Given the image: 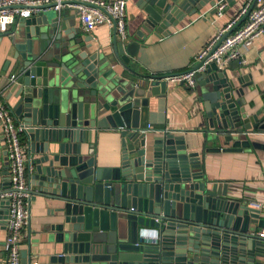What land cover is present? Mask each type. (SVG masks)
I'll list each match as a JSON object with an SVG mask.
<instances>
[{
  "label": "water",
  "instance_id": "obj_1",
  "mask_svg": "<svg viewBox=\"0 0 264 264\" xmlns=\"http://www.w3.org/2000/svg\"><path fill=\"white\" fill-rule=\"evenodd\" d=\"M221 1L237 0H140L145 16L136 36H166L207 6L216 14ZM15 24L6 33L14 48L6 64L14 63L18 79L7 100H15L10 107L36 155L28 174L33 198L59 203L50 229L64 245L47 262L32 263L31 250H22L21 264H264L254 231L264 227L260 210L208 180L184 136L147 131L150 98L165 96L167 82L134 69L139 40L115 35L112 51H91L65 12ZM243 79L212 65L197 74V102L233 149L263 147L250 140L264 130V114L249 111ZM101 130L118 135L113 166L97 162Z\"/></svg>",
  "mask_w": 264,
  "mask_h": 264
},
{
  "label": "crops",
  "instance_id": "obj_2",
  "mask_svg": "<svg viewBox=\"0 0 264 264\" xmlns=\"http://www.w3.org/2000/svg\"><path fill=\"white\" fill-rule=\"evenodd\" d=\"M140 0H127L126 25L128 37L139 40L142 46L138 56L131 58L134 69L140 74L159 76L190 68L195 56L210 41L215 32L229 23L244 6L246 0H237L233 5H227L221 16L210 14V6L201 12L187 16L177 26L171 27V32L164 36H148L146 40L138 39L136 33L141 29L145 13L139 6ZM50 14L57 13L53 9L46 10ZM68 21L81 27L79 17L74 11L65 10ZM16 24L12 26V30ZM18 27V26H17ZM82 29V27H81ZM84 37L90 39L85 44H91V51L113 50L114 28L102 24L92 31L82 29ZM14 48L12 36L5 34L0 38V86L3 77L17 74L14 63L6 64L12 59ZM245 64L234 61L225 69L230 78L243 79L247 76L246 100L249 111L264 114V35L259 37L254 45L245 50ZM116 60L112 61L115 64ZM119 69L122 70L120 66ZM259 86V87H257ZM10 89L4 92V102L12 106L14 99H8ZM196 90L181 84L167 82L165 96H153L149 102L148 125L151 134L164 133L165 130L184 136L190 151H198L202 160V169L207 179L227 185L228 194L246 202L260 210V219H264V146L247 145L241 149H233L232 141L226 143L225 133L212 128L208 117L197 102ZM11 108V107H10ZM148 128V127H147ZM163 131V132H162ZM3 130L0 124V190L9 185V170L7 164V146L2 139ZM118 135L111 130H101L95 144V154L100 166H113L119 158ZM250 140L264 144V130H257L250 135ZM26 143V139L24 140ZM88 144H84L86 147ZM31 153V152H30ZM94 154V155H95ZM34 158L36 155H32ZM34 187V186H33ZM35 188V187H34ZM253 202L260 206H254ZM9 203L0 200V262L6 259L7 214ZM59 207L56 200L37 195L31 201L30 223L26 228V236L22 239V250H31V262L35 258L39 262H47L49 256L64 251V245L55 241L50 229L58 220ZM262 227L255 225V234ZM149 240L152 237L146 235ZM264 243V239H262ZM41 254L38 255L37 253ZM264 262V258L260 259Z\"/></svg>",
  "mask_w": 264,
  "mask_h": 264
},
{
  "label": "built area",
  "instance_id": "obj_3",
  "mask_svg": "<svg viewBox=\"0 0 264 264\" xmlns=\"http://www.w3.org/2000/svg\"><path fill=\"white\" fill-rule=\"evenodd\" d=\"M226 1L218 3V15L227 7ZM53 9L61 14L65 10L76 13L85 31H92L106 24L114 28L119 39H127L126 11L127 0H0V37L12 32V26L20 18H30L43 11ZM12 34V33H11ZM264 35V0H246L238 14L224 27L219 28L210 41L195 56L193 65L183 71L156 76L160 81L181 84L189 89L197 85V74L206 72L214 65L225 70L232 62L245 64V50ZM17 74L3 77L0 86V122L7 146L9 185L0 190V200L9 203L7 214V257L0 264H21L22 239L30 223L31 201L35 188L29 179L32 156L29 143L23 140L27 126L19 121L12 109L4 102V92L16 82ZM151 130L148 125L147 131ZM163 132V131H162ZM169 132V130H165ZM254 206L260 204L253 202ZM264 239V227L256 234Z\"/></svg>",
  "mask_w": 264,
  "mask_h": 264
},
{
  "label": "rangeland",
  "instance_id": "obj_4",
  "mask_svg": "<svg viewBox=\"0 0 264 264\" xmlns=\"http://www.w3.org/2000/svg\"><path fill=\"white\" fill-rule=\"evenodd\" d=\"M21 32V31H20ZM20 32H18V36H20Z\"/></svg>",
  "mask_w": 264,
  "mask_h": 264
},
{
  "label": "trees",
  "instance_id": "obj_5",
  "mask_svg": "<svg viewBox=\"0 0 264 264\" xmlns=\"http://www.w3.org/2000/svg\"><path fill=\"white\" fill-rule=\"evenodd\" d=\"M26 138H25V136H23V140H25Z\"/></svg>",
  "mask_w": 264,
  "mask_h": 264
}]
</instances>
